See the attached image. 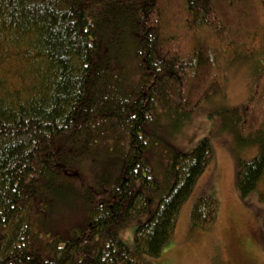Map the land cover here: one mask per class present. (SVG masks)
I'll use <instances>...</instances> for the list:
<instances>
[{
    "label": "trees",
    "instance_id": "1",
    "mask_svg": "<svg viewBox=\"0 0 264 264\" xmlns=\"http://www.w3.org/2000/svg\"><path fill=\"white\" fill-rule=\"evenodd\" d=\"M166 1L0 0V264H150L170 239L212 150L207 138L190 153L166 144L160 110L187 118L220 92L226 52L253 42L264 6L181 0L171 27ZM259 86L243 115L222 114L239 144H258L237 164L242 197L264 176ZM217 209L198 199L193 228ZM141 214L129 250L120 233Z\"/></svg>",
    "mask_w": 264,
    "mask_h": 264
},
{
    "label": "rangeland",
    "instance_id": "2",
    "mask_svg": "<svg viewBox=\"0 0 264 264\" xmlns=\"http://www.w3.org/2000/svg\"><path fill=\"white\" fill-rule=\"evenodd\" d=\"M261 1L264 6V0ZM181 5V0L166 1L165 8L168 7L174 20L169 26L182 22ZM163 6L161 4V11L165 9ZM193 45L190 37L184 49H191ZM245 46L237 52H226L221 66L220 92L192 108L187 118L178 119L170 115L172 112L160 110L163 114L158 115L161 120L157 128L159 138L181 153H190L207 138L212 159L181 205L168 242L157 257H145L150 264H264V176L257 189L245 197L235 185L238 162L251 160L258 152V144H239L236 131L222 115L230 109H237L243 115V107L258 89L259 82V87L264 86V79L261 83L262 78L257 76L264 71V24L256 31L253 42ZM259 99L264 109V94ZM84 167L88 169L87 176H91L93 169L88 168L87 162ZM206 196L218 201L216 217L209 228L195 229L191 220L192 207ZM78 204L84 203L79 200ZM76 213L73 214L79 220L82 216L79 213L78 218ZM145 218V214H141L130 219L121 231V238L129 250H133V232Z\"/></svg>",
    "mask_w": 264,
    "mask_h": 264
}]
</instances>
